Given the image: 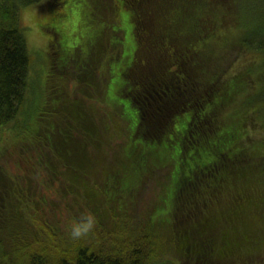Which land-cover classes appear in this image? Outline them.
Returning a JSON list of instances; mask_svg holds the SVG:
<instances>
[{
	"label": "trees",
	"instance_id": "1",
	"mask_svg": "<svg viewBox=\"0 0 264 264\" xmlns=\"http://www.w3.org/2000/svg\"><path fill=\"white\" fill-rule=\"evenodd\" d=\"M84 1V5H77L78 27V21L74 24L70 20V12L61 9L67 0H49L42 28L49 40L47 106L53 114L51 97L56 94L63 111L75 106L80 109L79 124L64 127L61 133L71 143L82 140L85 160L80 164L72 158L66 162L57 153H50L47 146L44 158L41 152L32 150L15 155V160L21 164L30 155L33 165H27V169L41 178L39 184L45 194V186L57 185L59 179L72 185V193L76 185H82L78 188L85 204H76H84L86 210L92 203L87 199L92 197L116 209L114 203L140 195L148 182L158 189L155 201L140 232L124 227V231L118 228L105 234L100 221L96 226L99 233L89 239L92 242L82 237L69 248L53 229L57 227L54 205L38 213L21 208L20 214L13 206L19 194L1 197L0 264H23L20 260L25 264H177L180 260L182 264H264V238L258 239L264 233V194L257 202H249L228 177L244 182V190L264 186V136L254 137L249 132V128L257 127V117L263 111L257 107L252 112L250 107L253 100L264 104V82L260 91L244 97L241 93L246 89L255 90L253 79L242 74L245 65L232 74L243 55L264 56V0H129L128 14L122 13L123 0H96V7L91 0ZM44 2L0 0V130L20 120L26 99L31 96V54L21 11L41 8ZM252 4L261 9L251 12ZM95 9L108 11L112 18L110 33L93 29ZM146 12H150L148 16ZM116 27L120 29L116 31ZM234 27H239V32L229 42L209 43L211 36L221 35V29L226 33ZM93 35L101 39L91 44ZM118 38L121 43L114 53L113 43ZM99 53L103 55L102 71L95 70L91 80H98V86L104 87L100 97L95 88L92 96L85 88L89 84L85 77L89 61ZM69 80L83 89L71 105L63 96ZM110 108L118 110L119 115L106 121ZM118 119L123 124L119 125L123 127L119 134L126 137L114 149L108 147V154L102 153V162L96 164L98 159H91V152L96 150L93 144L105 123L118 124ZM47 120L52 123L53 117L44 112L31 129L26 126L29 135L23 137V146L30 145L34 150L45 146V132H54L49 126L43 127ZM63 120L68 117L63 116ZM98 128H103L102 132H97ZM77 132L84 137L76 136ZM112 151L119 154L113 161ZM122 151L127 156L124 162ZM46 154L51 156L45 159ZM120 164L137 167H131L134 174L128 176L120 191L124 195L117 198L109 185L112 179L106 174ZM143 169L149 179L141 184ZM138 173L140 182H133L139 178ZM126 175L121 173V177ZM228 181L233 183L230 187H226ZM11 182L13 191L22 186L18 175H12ZM221 187L230 190L225 201L217 193ZM68 190L66 186V193ZM220 204L229 206L227 220L214 216ZM15 212L26 224L22 234L12 225ZM244 213L248 215L243 220ZM187 221L192 225L184 226ZM20 235L22 241L17 245ZM11 239L13 248L9 246Z\"/></svg>",
	"mask_w": 264,
	"mask_h": 264
},
{
	"label": "rangeland",
	"instance_id": "2",
	"mask_svg": "<svg viewBox=\"0 0 264 264\" xmlns=\"http://www.w3.org/2000/svg\"><path fill=\"white\" fill-rule=\"evenodd\" d=\"M49 0H45L44 4L40 6L41 8H38L37 6L29 7L28 9H23L21 12V22L23 23V26L25 28V33H26V38L29 43V51L31 54V70H30V78H29V85L31 86V96L29 98L27 97L26 103L24 106V109L22 110L21 113V122L25 124H22L20 120H16L15 123H12L10 127L6 128V130H0V161L3 160L5 161L6 164L0 163V198L1 197H6V198H12L15 197L14 195L19 194L18 200H16L17 205L13 206L17 209L18 212H21V208H24L30 213L33 212H39L42 209L48 210L51 209L48 205H54L56 210H57V219L54 220V223L57 224V227H53L55 234L57 236H60L62 238L63 243L67 247H71V244H76V242H79V239H73L70 236V233L66 230V226L68 225L69 222L78 220L81 218L83 215H91L95 219V224L92 230L86 235L83 236L84 239L91 240L93 236L97 232L96 226L97 223H100V221H103V226H102V232L105 234H111L114 232L115 229L121 228L122 231H124V227H128L130 230L133 232L137 233L141 231V228L143 227L145 222H147V216L150 214L152 210L153 203L155 201V193L157 194L156 186L153 185L151 188L149 183L147 186L143 185V190L140 195L138 194L137 196L132 198H129L130 196L126 198H122V201L114 203V206L117 207L116 209H109L106 207L105 201L97 199L95 197L90 198L87 201L91 203L90 206H87L89 210L85 209V201L82 199V196H80V188L79 186L82 185H76L77 188H73V193L70 191L72 185L67 183L66 180H57V185H52V184H47L46 189L48 190L47 193L45 194L44 192V187H42L39 182H41V178L35 175L33 171L27 169V165L31 168V164L33 165L32 160H30V155H27L21 162H18L15 160V155L20 156L24 154H30L33 151H39L42 154V158H44L43 155V150L47 146L48 149L51 152L57 153L64 161H68V159L71 160L72 162L74 161L75 163H81L82 161L85 160L86 157V149L82 147V144L80 143V140H77L76 143H71L68 138L65 137L61 133V129L64 127H70L72 126L73 128L76 127L77 124L80 122L81 115L78 112V107L75 106V108H70L68 111H63L61 108L62 106L61 101L58 97V95L53 94L52 98V112L53 114H50L51 109L48 108L47 106V96L46 92L48 89L47 85V70H48V56L46 51H48L49 47V40L46 35V33L43 31L42 25L46 22V7H47V2ZM93 1V3H92ZM94 1L96 0H91L92 7H96L94 4ZM122 1V0H121ZM124 1V0H123ZM122 1V6L124 7L122 10V13H131L130 7L128 6L129 0H125L124 2ZM128 1V2H127ZM175 1V0H174ZM173 1V2H174ZM211 2L212 0H205V2ZM84 0H79L77 3L74 0H67V4L64 6L62 5L61 9H65L66 11L68 10L70 12V20L75 22L78 21L76 24L78 27L81 25L79 20H77L76 15H78L79 9H77V5L81 6L82 4L84 5ZM231 2V0H229ZM76 3V4H75ZM232 3V2H231ZM168 5V4H167ZM64 7V8H63ZM120 7V5H119ZM121 8V7H120ZM261 8L256 5L252 4L249 7V10L251 12H258ZM239 12V11H235ZM147 13V12H146ZM150 12L147 13V16ZM221 13V12H220ZM163 14V13H162ZM219 13L216 12L215 15H218ZM237 14V13H235ZM252 14V13H248ZM161 16V11L158 14ZM222 15V13H221ZM108 14V11L105 9L103 12H98L95 9L94 17H93V29H97L99 32L104 29V31L109 32V23H111V16ZM129 16V15H127ZM243 15H241L242 17ZM162 17V16H161ZM241 17L240 21L241 22ZM64 21L65 19L61 17ZM76 18V20H75ZM66 20H69L67 17ZM70 21V22H71ZM67 22V21H66ZM69 22V21H68ZM67 25V24H65ZM77 27V29H78ZM116 31L119 30L120 28L116 27L114 28ZM225 28L221 29V35L218 37L211 36L208 40L209 43H214L216 41H221L224 39H228V42L237 36L236 33L239 32V27H234L231 28L228 32L225 33ZM68 31V30H67ZM69 32V31H68ZM70 33V32H69ZM110 33V32H109ZM113 36V35H112ZM97 39H101V36L99 35H93L92 37L89 38V41L91 44L97 43ZM110 39V38H109ZM121 43L120 39H116L115 42L113 43V48L114 53H116V49L119 48V44ZM216 55V53H214ZM90 60V59H89ZM232 60V58H231ZM230 60V61H231ZM89 68L86 70L88 73L85 77L88 79V83L86 84L85 88L88 89L86 90L87 94H90L91 96L93 93H91L94 88L98 96L100 97V92L104 91L103 86H98V80H91L92 78L95 77V70L97 72L102 71L103 67V55L98 54L95 55L90 61ZM102 62V63H101ZM245 65L244 71L242 74L247 73L248 76H250L253 79V82L255 83V90H245L244 93H241L244 97L248 94L253 95L256 91H260L261 85L264 82V56L261 54H255L254 56L252 55H243L241 59L234 64V67L232 69V74L235 73L238 69H241ZM71 74V73H70ZM231 76V75H230ZM232 77V76H231ZM91 80V81H90ZM46 81V82H45ZM67 86L63 91V96H65L67 99H70V105L74 104L77 99L74 100L75 96H79L80 92L83 90L78 86L75 82L72 83L70 80L66 82ZM100 91V92H99ZM80 98V96H79ZM49 100V99H48ZM80 100V99H79ZM88 100V99H87ZM80 102L83 104V101L80 100ZM135 102H137V98L135 97ZM71 107V106H70ZM257 107H261L260 109H263L261 113L258 115L257 119V127L255 129L249 128L250 129V134L254 137L258 136H264V104L262 102H259L257 100H253L251 103L252 112L256 110ZM41 110V112H40ZM80 110V109H79ZM44 112L48 113L51 117H53V122L51 123L49 120H47L43 127L49 126L50 128L54 129V132L51 133V135L48 134L46 131L44 134V137L46 138L45 140V146L43 147H38V149L35 148L32 149L30 145L23 146V137L25 135H29L25 133L27 131V128H30L34 125V121H39V118L41 116H44ZM119 111L116 110L115 108H110L109 111L107 112L108 115L105 116V120L108 121V118L110 116L112 117H118ZM67 116L68 120L64 121L63 116ZM46 119H50V117L45 116ZM38 118V119H37ZM43 122V120H42ZM123 124L121 121L118 119V124L116 121L112 122H106L105 123V129L103 130V133L99 134L97 138V142L93 144V146L96 148L95 152H91V159H98L96 162H102L101 159H99L100 155L103 156L104 154H108L107 150L108 147H111L110 149H114L117 145H120V141L125 138V135L119 134L120 130H123ZM27 126V128H26ZM31 129V128H30ZM103 129V128H102ZM102 129L98 128L97 132H102ZM96 131V129H95ZM50 133V132H49ZM87 134V133H86ZM76 136L79 137H84L81 133L77 132ZM86 138H89L88 136ZM95 140V139H93ZM43 143V141H42ZM90 143V142H88ZM106 148L104 149V147ZM29 151H28V150ZM33 150V151H32ZM106 150V151H105ZM104 151V152H103ZM30 152V153H29ZM111 154L110 159L117 158V155H119L115 152H109ZM72 155V156H71ZM51 154H46L45 159L49 158ZM52 156L55 157L53 154ZM67 158V159H65ZM109 159V160H110ZM121 159L122 161H126L127 156L125 155V151L121 152ZM107 163V162H105ZM56 165V164H55ZM21 166H25L22 168ZM131 167H137L136 165H131L130 167H126L124 165L117 166L113 170L110 169L106 175L109 176V178L112 179L110 181V186L113 188V196L117 198H121L124 193H120L122 187L125 185L126 180L128 181V176H132L134 172H130ZM263 166H261L262 168ZM56 169V168H55ZM7 170V171H6ZM264 170V169H263ZM101 171V170H100ZM116 172H119V178L115 177ZM126 172V176L121 177V173ZM9 174V176L7 175ZM99 171L97 170L96 175H99ZM141 175L143 174L144 178L141 181V184L143 181L148 180L145 169H143L142 172H140ZM140 173L137 174V177L139 178H134L133 182H140L141 180V175ZM250 173V172H249ZM251 174V173H250ZM12 175H18L21 177V182L22 186L19 187L16 191H13L12 188ZM252 175V174H251ZM228 177L231 178V180L236 184V190L237 192L240 191L242 194V198L246 199L247 201H253L257 202V200L260 199V196L264 194V186L260 187H252L249 188L248 190H244V182L239 183L236 181L235 178H233L231 175L228 174ZM254 177V176H253ZM140 179V180H139ZM20 181V180H19ZM232 181H228V184L226 187H230L233 183ZM60 184H59V183ZM96 184L99 182L95 180ZM68 184V185H67ZM67 186V191H65V187ZM69 186V187H68ZM54 187V188H52ZM220 192L221 194V201H225L224 196L226 195L229 197L231 194L230 190H227L225 187H221L217 193ZM16 193V194H15ZM92 194V192L90 191ZM88 197V194H85ZM208 195H211L208 193ZM212 195H214L212 193ZM93 196V195H92ZM89 198V197H88ZM76 201H79L84 204L82 206L77 207ZM12 201L9 202L11 207L13 208ZM84 206V207H83ZM228 204H224L218 207L217 211L215 212L216 215L214 216H221L224 219H228V215L226 213L227 211ZM241 207H243L241 205ZM53 208V207H52ZM15 209V210H16ZM16 217L13 218L12 225L15 229H18L19 232L22 234L25 229H26V224L21 222V217L20 215L15 212L14 213ZM246 213H244V216L242 217L243 220L247 218ZM99 217V218H98ZM98 218V221H97ZM112 218H115L113 220ZM112 219V220H111ZM201 219V218H200ZM117 220V221H116ZM53 222V220H51ZM27 223V222H26ZM55 225V224H54ZM187 225H192L191 221H187L184 226ZM11 227V226H10ZM134 233V234H135ZM22 235H20L17 238V245L21 243ZM259 240H262L264 238V233L262 235L258 236ZM81 239V238H80ZM94 239V238H93ZM88 242H92V241ZM12 244H8L12 248L14 247L15 244H13V240L11 239ZM3 246V245H2ZM19 259V258H18ZM18 259H15L18 260ZM11 261V260H10ZM23 264H25L24 261L20 260ZM177 264H182V261L177 262Z\"/></svg>",
	"mask_w": 264,
	"mask_h": 264
},
{
	"label": "clouds",
	"instance_id": "3",
	"mask_svg": "<svg viewBox=\"0 0 264 264\" xmlns=\"http://www.w3.org/2000/svg\"><path fill=\"white\" fill-rule=\"evenodd\" d=\"M95 219L91 215H83L80 219L68 223L66 230L73 239H80L86 236L94 227Z\"/></svg>",
	"mask_w": 264,
	"mask_h": 264
}]
</instances>
